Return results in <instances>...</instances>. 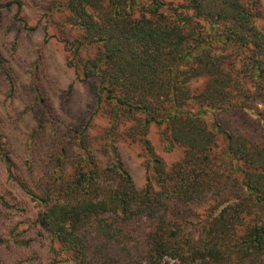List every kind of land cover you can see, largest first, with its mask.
Listing matches in <instances>:
<instances>
[{"label": "trees", "instance_id": "16d2710c", "mask_svg": "<svg viewBox=\"0 0 264 264\" xmlns=\"http://www.w3.org/2000/svg\"><path fill=\"white\" fill-rule=\"evenodd\" d=\"M47 12L66 17L62 40L93 111L66 118L67 97L57 107L38 73L23 84L35 125L21 153L0 126V161L37 211L14 223L25 209L0 187V264L10 244L37 238L49 264H264L261 0H52ZM152 126L165 150H183L171 167ZM124 140L147 157L143 187Z\"/></svg>", "mask_w": 264, "mask_h": 264}, {"label": "rangeland", "instance_id": "374dc122", "mask_svg": "<svg viewBox=\"0 0 264 264\" xmlns=\"http://www.w3.org/2000/svg\"><path fill=\"white\" fill-rule=\"evenodd\" d=\"M11 1L14 0H0L1 5L4 6L0 7V58L10 73L8 76L0 67V126L12 141L16 151L21 153L35 125L32 113L25 109L26 97L22 86L31 80L34 73H38L42 78L57 107L60 108L67 97L64 102L67 109V113L64 114L66 118L79 117L86 112H92L94 101L89 86L78 79L76 68L69 64L74 57L62 40L67 28L63 24L65 15L59 13L50 15L47 12V5L52 0H20L22 2L20 10L16 4L7 6ZM261 2L264 11V0ZM71 35L73 36L72 33ZM10 77L14 81V91L11 90ZM202 82L199 81L195 85H201ZM258 112L264 116V106H259ZM105 124V118H97V128ZM160 133L159 127L152 126L149 138L156 152L165 160L167 167H171L182 157L183 150L179 147L165 150ZM119 150L136 184L143 187L147 183L148 172L147 157L141 145L124 140L119 142ZM10 185L5 182L4 167L0 161V187L7 188ZM8 189L12 190L13 196L20 199V207L25 209L12 210L14 223L21 221V227L24 228L26 226L24 221L34 216L37 207L15 185ZM5 252L6 264H49L51 261L47 241L40 238H37L31 249L10 244L9 251L5 249ZM28 254L35 261H23ZM58 264L71 263L63 261Z\"/></svg>", "mask_w": 264, "mask_h": 264}]
</instances>
